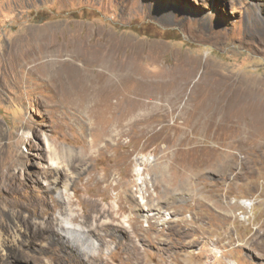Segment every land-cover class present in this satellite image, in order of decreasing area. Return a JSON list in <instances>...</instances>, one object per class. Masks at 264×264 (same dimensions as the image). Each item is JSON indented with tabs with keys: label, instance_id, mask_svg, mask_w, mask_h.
Returning <instances> with one entry per match:
<instances>
[{
	"label": "rangeland",
	"instance_id": "374dc122",
	"mask_svg": "<svg viewBox=\"0 0 264 264\" xmlns=\"http://www.w3.org/2000/svg\"><path fill=\"white\" fill-rule=\"evenodd\" d=\"M218 81L244 101L205 98ZM259 104L264 0H0V157L26 160L0 186L10 264H76L51 227L104 222L111 264L119 239L142 264H264Z\"/></svg>",
	"mask_w": 264,
	"mask_h": 264
},
{
	"label": "bare ground",
	"instance_id": "6f19581e",
	"mask_svg": "<svg viewBox=\"0 0 264 264\" xmlns=\"http://www.w3.org/2000/svg\"><path fill=\"white\" fill-rule=\"evenodd\" d=\"M22 45H23L22 46L23 50H25L27 48V45H28V37L25 36V35L22 37ZM14 59H15L14 55L11 54L6 59V62H9V63L12 64ZM215 84H216V86L214 88H212V91L207 90V92H209L208 94H206V92L204 91V94H206L205 98L214 99L213 95H215L216 93H218L217 95H219L221 93V91H225L228 95L229 94L236 95V98H234V99L231 98L230 96H225L224 97L226 99H227V97L231 98V100H228L227 102H232L233 103V107L238 103L235 100H237V101L240 100V102L244 101L243 99H239L240 98L239 94H237V93L234 94V93L230 92V90H229V92L224 90V89H226V87H227L226 85L227 84L225 85V83H224L225 87L220 86L219 84H221V83L219 81L217 83H215ZM108 89H111V90L108 91L107 94L111 95L112 92L115 91L117 88L116 89L113 88V87L112 88H108V87L105 88V90H108ZM216 91H219V92H216ZM225 92H223L222 94H225ZM245 93H247V92H245ZM257 93H258V91H257ZM196 94L203 95L201 90H198L196 92ZM243 98H244V96H243ZM258 106L262 110V113L264 114V104H262V105L259 104ZM215 109H216V106H215ZM225 132L226 131L216 130L214 133H218L219 137H222V135L225 134ZM28 135H29V132L27 131L26 136H28ZM235 141H236V139H235ZM238 141L239 140H237L236 142H238ZM25 161L26 160H23L22 156L18 155L17 153H15V154L13 153L9 157H0V181H1L0 182V186H2V180L4 178H10V179H13V180L14 179L15 180H19L18 177H19L20 171H21L22 166H23ZM137 171H138V174L141 175L140 168H138ZM140 179L142 180L141 183L143 184L145 179L142 176H140ZM63 203L65 204V199L62 200L61 198L56 197L54 199V202L52 203V208L53 207L54 208L61 207L63 205ZM241 203L243 205H245V206H249L250 205V204H248L246 202V200H242ZM67 204H69V203L67 202ZM61 212L65 213V215L69 219H71L72 221H76V219H78V214H75V213L73 214L72 212H69L68 208L65 207V206H62ZM92 212H93V210H90V208L87 209V213L91 214ZM100 213H102V209L100 210ZM66 216H65V218L61 219L62 222L65 221ZM98 217H99V215H95L94 216V218L96 220H98ZM50 218L52 220H55V219H57L59 217H57L55 215V213L54 214L51 213ZM106 223L107 222H104L103 224L96 223L94 226H91V228L86 226V228L88 230L81 232L85 236V238L80 239V240L79 239L71 240V238L68 237L67 235H65L66 238H63L61 236V231L58 228L56 229L55 226L51 227V229H52V231H54V234L56 236V240L60 243V249L59 250L61 252L65 253V258H70L71 260L76 262V264H111L110 256L112 255L113 252L110 253L109 255H106L103 252L105 249H107L108 243L110 242L106 238L107 234L105 232H102L104 230L102 226H104ZM109 224L110 225H116L115 226L116 231H118V230L119 231H121V230L125 231V229H120L119 228V224H113L112 222H109ZM62 226L67 228V226H65V224L62 225ZM84 232H87V235ZM17 235L18 234L14 230V235H12L10 238H7L0 231V250H3V254L0 257V264H10L11 260L13 261V260L17 259L15 256H13V253L11 252V250H9V249H12L13 246L22 247L21 243L19 242V239H18ZM91 235H96L97 236L96 239L98 240V243L96 245H94V246H92V244H89L90 241L95 243V241H94L95 239L92 238ZM129 240H131V237L129 238ZM116 243H117V247L118 246H124V245H127V244L131 245V247L128 249L129 250L128 252L127 251L124 252V250L120 251V253H123V255H122L123 261H126V263H128V264H142L143 263V262H141L140 252H139V249L137 248L135 243H125L122 239H119L118 241L116 240ZM84 245L86 246V248L82 247ZM94 247H97V249L99 251L98 253H96L94 251V249H95ZM118 252H119V250H118ZM59 257H61V253H60ZM30 264H32V263H30Z\"/></svg>",
	"mask_w": 264,
	"mask_h": 264
},
{
	"label": "trees",
	"instance_id": "16d2710c",
	"mask_svg": "<svg viewBox=\"0 0 264 264\" xmlns=\"http://www.w3.org/2000/svg\"><path fill=\"white\" fill-rule=\"evenodd\" d=\"M46 19V17H43V18H41L40 20H45Z\"/></svg>",
	"mask_w": 264,
	"mask_h": 264
}]
</instances>
